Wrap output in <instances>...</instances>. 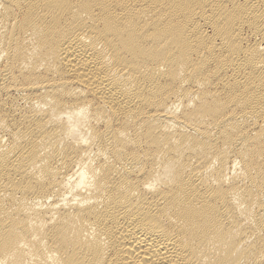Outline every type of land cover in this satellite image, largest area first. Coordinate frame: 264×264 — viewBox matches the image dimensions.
I'll use <instances>...</instances> for the list:
<instances>
[{
    "label": "bare ground",
    "instance_id": "1",
    "mask_svg": "<svg viewBox=\"0 0 264 264\" xmlns=\"http://www.w3.org/2000/svg\"><path fill=\"white\" fill-rule=\"evenodd\" d=\"M0 264H264V0H0Z\"/></svg>",
    "mask_w": 264,
    "mask_h": 264
}]
</instances>
